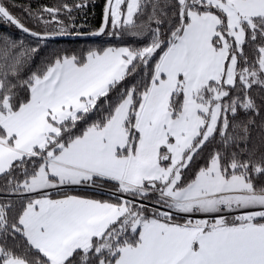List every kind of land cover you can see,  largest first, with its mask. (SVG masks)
Masks as SVG:
<instances>
[{
  "label": "snow or ice",
  "instance_id": "6c2138e0",
  "mask_svg": "<svg viewBox=\"0 0 264 264\" xmlns=\"http://www.w3.org/2000/svg\"><path fill=\"white\" fill-rule=\"evenodd\" d=\"M87 6L0 2V264H264V0H106L136 46L37 63Z\"/></svg>",
  "mask_w": 264,
  "mask_h": 264
},
{
  "label": "trees",
  "instance_id": "16d2710c",
  "mask_svg": "<svg viewBox=\"0 0 264 264\" xmlns=\"http://www.w3.org/2000/svg\"><path fill=\"white\" fill-rule=\"evenodd\" d=\"M0 2L6 4L11 12L20 17L21 20L26 24V26L36 29L34 22L28 18L27 13L24 11L25 8L30 7L33 10H38L43 8L44 6L48 7H56L65 2V0H0ZM78 2V0H67V3L73 4ZM87 8L83 11L73 12V16L75 17V23L79 27V32H92L96 30L101 22L103 17V9L105 0H87ZM62 20L66 19L63 14L60 17ZM0 32H8L13 34L14 36L21 37L28 44H35V39L20 33L14 27H10L7 24H0ZM139 41L132 39L131 37L125 36L123 40H117L116 38L108 37L106 35H101L96 38H86V39H54L49 40L45 46L41 48L39 55L36 57V62L44 58L49 52L54 49H88L92 47H107V46H121L122 44H130L136 46ZM131 83V81H129ZM255 135V132L253 133ZM207 149L205 150V153ZM199 164H203V160H198L197 165H194L195 168ZM193 175L192 171L186 173V178H190ZM106 190H110L111 186L106 185ZM74 192L79 195L92 196L94 192L92 189L88 188H76ZM106 192V191H105ZM95 198H107L106 196L96 195Z\"/></svg>",
  "mask_w": 264,
  "mask_h": 264
},
{
  "label": "water",
  "instance_id": "95a60500",
  "mask_svg": "<svg viewBox=\"0 0 264 264\" xmlns=\"http://www.w3.org/2000/svg\"><path fill=\"white\" fill-rule=\"evenodd\" d=\"M105 3H106V0H105ZM104 6H105V4H104ZM102 20H103V17H102ZM80 33H81L80 35L64 36V37H59L56 39H86V38H96L97 37V36L90 35L91 32H80Z\"/></svg>",
  "mask_w": 264,
  "mask_h": 264
},
{
  "label": "rangeland",
  "instance_id": "374dc122",
  "mask_svg": "<svg viewBox=\"0 0 264 264\" xmlns=\"http://www.w3.org/2000/svg\"><path fill=\"white\" fill-rule=\"evenodd\" d=\"M101 191H106V192H107L108 190H106V189H102Z\"/></svg>",
  "mask_w": 264,
  "mask_h": 264
}]
</instances>
